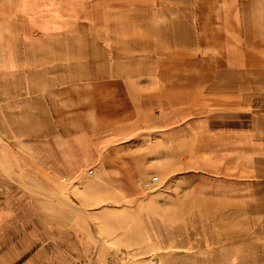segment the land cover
Here are the masks:
<instances>
[{"label": "rangeland", "instance_id": "obj_1", "mask_svg": "<svg viewBox=\"0 0 264 264\" xmlns=\"http://www.w3.org/2000/svg\"><path fill=\"white\" fill-rule=\"evenodd\" d=\"M119 1L111 0L110 9L104 0H0V162L15 164L3 170L9 175H31L33 181L56 175L51 164L41 168L38 161L55 158L60 135L64 144L69 147L66 141H73L79 151L78 160L76 150L71 153L77 166L59 167V190L76 191L83 207L91 194L109 190L110 178L127 179L113 183V193L128 186L138 190L143 197L137 209L143 210L145 230L158 227L160 239L179 245L159 248L154 264L176 260L178 264H264V67L238 76L241 88L233 90L212 89L219 81L217 73L210 65L207 72L198 66L201 61L222 62L219 50L218 61H204L192 49L177 51L174 63H167V57H145L144 65L131 71L126 70V56L102 54L98 68L89 69L88 41L59 43V39L74 29L88 37L89 19H105V11L119 19ZM198 3L176 0L177 16L193 18L177 19L180 31H187L189 23L198 30ZM210 4L218 14L221 1ZM47 19L73 23L58 29ZM24 27L32 35L43 33L42 38L26 37ZM96 27L97 32L104 30L103 24ZM261 44L262 52L253 48L248 52H256L251 55L264 64V40ZM59 48L67 54L60 72V67L55 69ZM69 48L80 55L69 57ZM67 60L79 66L72 65L70 71ZM40 63L46 64L34 66ZM119 63L125 64V71ZM206 73L209 77L204 78ZM111 74H131L133 86L127 92L131 103L126 104V98L117 105L109 103L110 97H125L119 89L88 95L100 80L94 78ZM137 79L145 86H135ZM187 79L190 87L184 84ZM76 80L83 81L72 82ZM66 89L71 95H63L62 106L74 120L63 121L56 101ZM99 100L102 104L94 102ZM99 104L101 110L96 108ZM109 108L122 118H111ZM66 131L77 137L63 135ZM60 160L65 165L67 159ZM153 176L160 183L147 191L143 182ZM83 178L93 181L80 182ZM96 222L102 224V216ZM118 255L122 259V253Z\"/></svg>", "mask_w": 264, "mask_h": 264}, {"label": "crops", "instance_id": "obj_2", "mask_svg": "<svg viewBox=\"0 0 264 264\" xmlns=\"http://www.w3.org/2000/svg\"><path fill=\"white\" fill-rule=\"evenodd\" d=\"M211 1L214 0H199L198 30L189 23L187 31H180L177 19L193 18L190 15L177 16L176 0H120L119 19L108 17V14L112 15V12L105 11L107 14L105 19L99 21L89 19L88 37L74 29L66 35L62 34L59 43L64 39L66 41L86 39L89 69L93 66L94 70L98 68L97 62L102 59L99 57L102 54L109 57L126 56V70L131 71L133 66H143L145 57H167V63L170 61L174 63L177 51L185 52L195 49L201 59L207 61L217 57L219 50L220 57H224L221 59L222 62L212 65V63L207 64L201 61L198 65L200 71L207 72L210 65L213 68L212 71L217 73L219 81L212 85V89H240L241 85L237 80L240 75L264 67V64L257 63L251 55H255L256 52H248V48L261 52L263 50L261 41L264 40V0H219L221 5L218 7L220 8L218 14H214ZM104 2L110 5V9L113 7L111 0H104ZM32 20L28 19V22ZM46 22L53 24L55 22L59 26L58 29H62L60 26L65 23H73L63 19H47ZM99 24L104 25L102 32H97L96 26ZM40 29L45 28L40 27ZM27 30V27H24L28 38L34 36L38 39L43 36V33H39L41 35L38 37L39 31L32 35L33 33ZM58 37H61L60 34ZM102 41L103 48L100 47ZM71 49L74 48L67 49L69 57L74 54L80 55V53L72 52ZM65 50L59 48V53L58 50L56 51V59L58 56L60 59L56 60L58 65H55V69L60 67L59 72L66 66L65 57H63L67 56V54L63 55ZM134 57H137L135 63ZM215 60L218 61V58ZM138 61L141 64L137 63ZM71 62L69 64L68 61L67 67L73 71L72 65L77 67L79 64ZM43 64L46 63L34 66L39 67ZM124 65L119 63L118 67L122 69ZM154 65L152 63V66ZM110 68L112 72L115 66ZM108 70L110 69L105 68V71ZM43 72L47 73L45 70ZM117 75L94 78L100 80L94 83L95 89L88 95L92 97L99 94L100 96L101 90L103 94V90L108 88L119 89L125 97L119 96L120 99L117 96L110 97L109 103L115 105L123 103L122 98H126V104L131 103L127 92L133 86L132 76L131 74ZM235 76L236 80L233 78ZM203 77L206 78L209 75L206 73ZM78 81L83 80L72 82ZM43 82V86L48 87L47 82ZM221 83L222 88L219 86ZM184 84L190 87L191 79L185 80ZM135 86L141 88L145 84L137 79ZM63 95H71V90L59 92V101H56L59 103V119L74 120V116L68 115L69 112L62 106L65 102ZM136 97L138 98V95ZM94 102L102 104L103 101ZM100 104L96 106L99 110H101ZM90 109H92L91 105ZM109 109L111 118H122V116L113 115L114 108ZM127 111H129L128 108ZM104 117L107 118V115ZM68 132L70 131L64 132L63 135L77 137L76 133ZM56 141L58 142L55 145L57 147L55 158L38 161L41 168L49 167L47 165L51 164L52 168L56 169V175L50 178L38 177L33 181L31 175H24V177L9 175L3 168H14L15 164L11 161L0 162V264H154V257L159 254V248L179 246L169 243L171 239H160L156 224V230L154 227L151 230H145L143 210L137 209L143 197L138 190L128 186L124 190H115L113 193L111 185L126 183L127 179L116 182L110 178L106 181L110 184L109 190L97 195L91 194L83 207H80L81 199L76 191L61 192L59 176H57L59 167L77 166L76 161L72 164L71 153L74 154L76 150L78 160L79 149L77 146L74 148L73 141L72 143L66 141L68 147L62 142L60 135ZM64 151L68 155L63 154ZM60 157L67 159L65 165L60 163ZM74 179L72 178V181ZM90 181L93 180L83 178L80 182L89 183ZM34 186L38 188L33 190ZM101 205H104L103 208H99ZM100 216H102V224L96 222L97 217L100 218ZM144 249H147L146 256L143 255ZM119 253H122V259L118 258ZM173 264H178L177 260Z\"/></svg>", "mask_w": 264, "mask_h": 264}, {"label": "built area", "instance_id": "obj_3", "mask_svg": "<svg viewBox=\"0 0 264 264\" xmlns=\"http://www.w3.org/2000/svg\"><path fill=\"white\" fill-rule=\"evenodd\" d=\"M159 183H160L159 177L153 176L150 179H148L145 182H143V187L147 191H150V190H154L155 188H157Z\"/></svg>", "mask_w": 264, "mask_h": 264}, {"label": "bare ground", "instance_id": "obj_4", "mask_svg": "<svg viewBox=\"0 0 264 264\" xmlns=\"http://www.w3.org/2000/svg\"><path fill=\"white\" fill-rule=\"evenodd\" d=\"M153 26H151V28H152ZM147 29V28H146ZM152 30V29H151ZM148 31V30H147Z\"/></svg>", "mask_w": 264, "mask_h": 264}]
</instances>
